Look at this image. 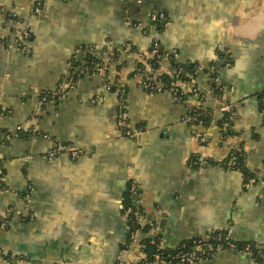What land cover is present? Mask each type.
<instances>
[{
    "label": "crops",
    "instance_id": "crops-1",
    "mask_svg": "<svg viewBox=\"0 0 264 264\" xmlns=\"http://www.w3.org/2000/svg\"><path fill=\"white\" fill-rule=\"evenodd\" d=\"M0 7L30 33L28 53L17 51L0 16V254L14 264H128L138 261L144 239L166 249L229 229L260 253L259 262L222 251L204 264H264V0H0ZM154 13L165 16L159 31ZM152 41L159 52L198 63L186 88L201 101L147 93L132 75L135 58L122 53L131 58L119 72L110 69V83L118 78L113 92L101 77H84L58 104H42L40 90L56 88L76 46L100 53L106 42L117 50L131 44L144 55ZM210 65L225 86L220 99L207 80ZM121 87L133 138L116 125ZM221 104L230 106L233 136L185 122L197 105L219 120L228 114ZM17 129L27 136L6 137ZM54 143L79 155L51 158ZM237 149L254 179L246 188L237 170L187 166L195 155L223 160ZM132 182L142 223L154 227L127 248L122 211ZM0 264L8 263L0 257Z\"/></svg>",
    "mask_w": 264,
    "mask_h": 264
},
{
    "label": "trees",
    "instance_id": "trees-1",
    "mask_svg": "<svg viewBox=\"0 0 264 264\" xmlns=\"http://www.w3.org/2000/svg\"><path fill=\"white\" fill-rule=\"evenodd\" d=\"M0 14H2L3 19L5 21H18L21 22V19L14 16L11 13H8L6 11H3L0 7ZM166 20H157L155 22H152V26L155 27L157 31L161 30L162 26L165 24ZM2 26H6L5 24H2ZM30 38L29 37L27 40ZM9 40V38H2V41L5 46H7L6 42ZM134 47L130 44H125L122 46V49L117 50L116 48H113L109 42H106L104 46L102 47V51L100 53H96V51L91 47L87 46L85 44H81L75 47L74 54L72 55L70 62H69V70L66 75H64L59 83L57 84L56 88L54 90H48V89H42L39 92V97L42 101V104L46 103H54L58 104L59 100L62 99L67 93V89L63 90L62 86L63 84H70V85H76V83L86 77H90V75L93 73V69L96 68V66L100 65H107L108 67L112 68L114 72H119L122 66L125 65L126 62L130 60L128 59L123 60L122 57H120L122 53H125L128 56V53L135 58L132 61L138 64L135 65V70L132 72V75L136 73V75L139 74V78L144 81L145 78V71H146V65L149 67V69L153 72H157V75L155 77V80L161 81V89L162 90H169V89H175L177 96H180L182 100L187 101L189 99H193V101H201V96L196 89L190 88L186 89L182 86V84H189L192 82L199 71L198 63L196 62H188L183 61L179 59L178 54L176 52H159V45L152 41L150 44V47L148 49V52H146L144 55L138 54L134 51ZM137 57V58H136ZM164 57L167 58V61L164 59ZM137 59V60H136ZM167 64V71L168 72H162L161 71V64L162 63ZM120 63V64H119ZM214 67V68H213ZM205 73L207 74V80L212 85V94L219 98L222 96L221 90H225V86L218 82L217 80V71L215 65H210L209 68L206 69ZM170 74H173L172 77ZM108 76V74H107ZM109 76L104 81L105 84L109 86L108 91L113 92L115 88V83L118 80L117 76H114V83L109 84L108 80ZM153 84V82L151 83ZM145 91L149 94H156L157 89L156 88H145ZM197 94V95H196ZM118 95L122 98L125 97L124 88L121 87L118 91ZM124 103V102H123ZM199 105H203V102ZM195 106L191 107L192 109L189 111V117L190 119L187 120V124L189 125H200L204 127L205 129H208L210 126H216L220 136L223 139L229 138L233 136V132L230 128V124L232 122V119L230 118L233 116L232 113H228L219 120H214V112L206 107L201 106ZM123 113L125 114V110H123ZM124 123L128 124L127 118L124 117ZM126 127V126H125ZM122 127L119 128L121 131L126 132V128ZM30 131L29 133H31ZM33 133V132H32ZM35 133V132H34ZM28 133H23L22 130H17L12 133H7L6 137L12 136V137H26ZM36 135H40L39 133H36ZM59 143H54V145H57ZM66 145V144H61ZM198 157L199 155H195L192 157L188 163L187 166L190 169L193 170H199L198 169ZM206 166H215L220 167L226 170H237L242 175L243 180V188H246L247 185L254 181L252 176L249 174L247 169L244 166V152L242 149H237L232 151L228 157H226L223 160H215L212 158H205L204 159ZM136 196V195H135ZM135 196L130 193V184L128 183L127 190L125 193V198L123 201V213L130 209L129 214V223H128V237H127V245L130 242V235L134 231H140L142 233H146L149 230V227L147 225H143V215L139 211ZM142 254L144 257L140 260V264H147L149 261H154L155 256H160L164 263L173 262L176 260V257L180 253L189 252L194 245H200L202 248H206L207 246H210L213 250L218 246L222 251H225L228 247V244H232L234 246L233 251L237 253H245L250 254L252 256V259L254 262H259L260 255L257 250L254 251V249L248 245V244H239L236 240L232 239L229 236V229L221 230V231H215L214 233H211L207 236L206 239H200V238H194L189 240H184L177 246L173 248H162L160 247V242L157 238L153 239H144L142 241ZM247 248V249H246ZM208 253L211 251H207ZM2 254V255H1ZM0 257L2 258V261L7 262L8 264H14L13 261L14 257H11L9 254H3L1 252Z\"/></svg>",
    "mask_w": 264,
    "mask_h": 264
},
{
    "label": "built area",
    "instance_id": "built-area-1",
    "mask_svg": "<svg viewBox=\"0 0 264 264\" xmlns=\"http://www.w3.org/2000/svg\"><path fill=\"white\" fill-rule=\"evenodd\" d=\"M33 11H34V13H36V15H41L43 13V8L40 4H36ZM0 16H2V14H0ZM164 19H165V16L163 13H154V14L150 15V21L151 22H155L157 20L162 21ZM5 23H6V26H4V28H5L4 32L6 34H10L13 37V38H11L13 47L17 51H20L21 53L27 54L28 48H27V42L26 41L29 37V32H28L26 26H24L23 23L18 22V21H5ZM7 43H8V41L6 42V44ZM164 59L167 61L166 57H164ZM110 69L111 68L108 67L107 65L96 66V68L93 69V73L90 75V77L91 76H98V77H101L105 81L106 78L108 77L107 74L110 72ZM162 72H168V71L163 70ZM156 75H157V72H154V71L152 72L149 69V67L146 66L144 81L142 80V78L141 79L139 78L140 87H142L143 89H145V88H156L157 93L158 92H163V93L167 92V93L172 95L174 100H176V101L182 100L180 96L175 95L176 94L175 89L162 90L161 89V85H162L161 81L155 80ZM170 75L172 77L174 76L173 74H170ZM152 82H153V84H151ZM109 84H110V81H109ZM182 86L184 88H186L188 86V84H184V85L182 84ZM104 87L108 91L109 86L104 83ZM73 88H74V85H70L68 83L63 84V86H62L63 90L67 89L66 93L72 91ZM221 93L223 96L224 91L221 90ZM201 99H202V96H201ZM124 108H125V106H124V103L122 101V98L119 97V103H118L117 115H116V125L118 128H122V127L126 126L125 128L127 130H126L125 134L128 137L133 138L134 135L136 134V132L132 131L130 128H128L127 124L124 123V117H125V114L123 113ZM220 110L224 111L226 113H231L230 106H228V105L221 104ZM5 115H6L5 111L0 107V116H5ZM189 119H190V117L186 118L185 122H187V120H189ZM200 139L203 141V138H200ZM79 152H80L79 150H77L71 146L57 144V145H53L52 149L48 153V156L53 158L56 155H60V154L64 153V154H69L71 157L74 158V157H77L79 155ZM204 159H205L204 157H200V156L198 157V160H197L198 169L207 167ZM130 193L132 195H136V188H135L133 182L130 183ZM129 214H130V209H127L122 215L124 217V219L126 220L127 224L129 223V217H128ZM145 224L149 227V229L154 227V223L150 220H146ZM138 233H141V232L140 231H134L130 235V242L127 245V248L132 246L135 243V239H136V236ZM229 236H230V232H229ZM139 248H140V254L138 257V261L128 263V264H140L139 262L144 257V255L141 252L142 251V245L141 244L139 245ZM233 248H234V246L232 244H228V247L225 251H233ZM208 250L211 252L208 253L207 252ZM220 252H222V250L218 246L213 250L210 246H207L206 248H202L200 245H194L189 252L180 253L176 257V260L173 262L164 263L163 260L161 259V257L158 255V256L154 257V261H149V262H147V264H204V263H207L208 261L212 260Z\"/></svg>",
    "mask_w": 264,
    "mask_h": 264
}]
</instances>
